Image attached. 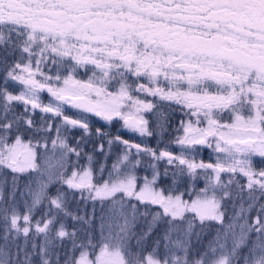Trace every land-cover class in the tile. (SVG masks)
<instances>
[{
	"label": "snow or ice",
	"instance_id": "1",
	"mask_svg": "<svg viewBox=\"0 0 264 264\" xmlns=\"http://www.w3.org/2000/svg\"><path fill=\"white\" fill-rule=\"evenodd\" d=\"M0 48L19 50L21 59L27 56V63L16 62L4 77L5 83L9 78L19 82V94L0 88V169L13 173L10 197L15 198L18 174L41 177L35 187L31 180L25 186L31 203L24 202L23 214L15 205L10 216L8 208L0 207V264H33L34 256L37 264H61L55 242L68 237L73 250H83L63 264H264V168L254 166L256 158L264 161V0H0ZM48 65L54 75L43 70ZM81 69L91 75L78 78ZM45 91L50 96L47 104L41 99ZM141 97L175 104L194 119L182 121L175 131L182 129L183 135L160 149L167 115L157 112L150 129L145 113L158 104ZM14 103L22 104L24 113L16 114ZM37 109L51 116H42L38 127L31 118ZM69 110H75V118L65 114ZM90 114L108 124L122 121L121 129L138 135L141 143L112 137L102 128L95 130V137L106 142L108 151L100 143L92 153L85 152L84 136L69 143L67 133L73 129L92 135ZM154 135L159 137L155 147L143 140ZM114 144L122 150L111 168L101 164L97 170L93 153L103 154L106 161ZM172 144L179 147L178 154L168 150ZM203 147L213 149L215 162L197 159ZM145 156L151 160L145 169H151L150 178L137 175ZM160 161L176 169L167 188L157 186ZM185 175L193 187L181 192L178 184ZM168 176L166 167L163 177ZM198 179L204 187L196 191ZM53 183L66 185L68 191L58 188L50 195ZM77 192L94 205L99 202L102 212L109 206L111 218L98 253L94 237L77 245L76 230L69 232L60 219L92 222L68 210L69 194ZM236 198L241 199L238 210ZM46 200L50 207L34 219ZM227 200L233 201L235 215L225 225ZM138 206L146 210L140 213ZM153 207L157 210L151 211ZM253 211L256 216L249 221ZM149 215L147 231L137 238L133 251L129 241L135 235L134 223ZM187 216L193 219L181 229L178 222ZM195 219L223 226V233L218 231L203 252L191 240ZM160 222L168 225L160 238L165 242L163 254L160 239L151 251L142 246ZM174 232L178 238L172 241ZM11 233H22L24 245L16 244ZM253 233L256 240L249 246ZM41 235L37 245L35 237ZM196 237L199 241L198 233Z\"/></svg>",
	"mask_w": 264,
	"mask_h": 264
},
{
	"label": "trees",
	"instance_id": "2",
	"mask_svg": "<svg viewBox=\"0 0 264 264\" xmlns=\"http://www.w3.org/2000/svg\"><path fill=\"white\" fill-rule=\"evenodd\" d=\"M9 58L10 57H8V56H0V67H1L0 74L4 71V68H6V65L8 63ZM2 67H4V68H2ZM13 108H14L16 114L22 113L21 109L18 108L16 105H13ZM148 121H149V128L152 129L154 121L152 119H149ZM94 127L95 126L90 125L91 133L93 132ZM116 127H117V125L112 124V125H110L108 130L107 129H103V130H106V132H109L113 137V135H115L114 128H116ZM120 135H122V134H120ZM170 138H172V137L164 135L163 136V143H161L159 145V148L160 149L164 148L165 144H168L170 142V140H171ZM158 139H159V137H157L155 135L153 137H150V138L146 137L147 144L150 146H153V147L156 146ZM100 143H105V142L104 141L93 142L92 148L94 149L95 145L100 144ZM113 147L114 146H112L111 149H113ZM115 148L116 147H114V149ZM106 150H108V148H107V144L105 143V151ZM168 150L173 151L174 145L172 144V146ZM84 151L90 153V149L87 147V144H84ZM93 155H94L95 167L97 170L99 169V166L101 164H106L107 169H110L113 161L115 160L114 157L109 155L107 160L105 161L104 155L99 153V152H95V153H93ZM75 159H76L75 156L71 157V160L74 161ZM85 160H86V158L82 157L80 159V164L82 165ZM70 171H71V169H69V173H70ZM96 175H99L98 171L96 172ZM103 175H104V178H107V171H105ZM12 177H13V173L11 172V170L0 169V189L3 190V195H4V202L2 204H0V207L8 208V215L9 216L11 215V207L13 205H15L17 210L21 214H23L24 209H26L24 202L27 201L29 204L31 203V197L29 195H27V189L25 186L31 180L33 182L32 186L35 187V181L38 179H41V177L38 174H34V173L18 174L17 190H16L15 198L13 200L9 195V193L12 190ZM58 188H60L62 191H65V192L68 191L66 185L62 186L59 183H53L52 185H50V187L48 189L49 194L55 195ZM84 195L86 196L87 194L85 193ZM133 203H135V201H133ZM48 207H50V205L48 204V201L46 200V201H44L43 205L35 212L34 219L39 218L41 216V214L43 213V211L45 209H47ZM94 207H95V215L92 216V212H93ZM67 208L69 211L75 213L78 216H84L86 220L89 219V217H91L92 222L87 223V224L79 222V221H73V219L70 216L66 217V218L61 216L60 219L63 220V222L65 223L66 228L69 232H72L74 229L76 230L75 242L77 245H80L81 243L87 244L89 236L94 237L92 242L94 244H97V247L94 250V252L97 253V251L99 249L98 245H99L100 240H101L102 231H103L104 235L107 234L108 223H109V220L111 218V213L109 211L108 204L104 205V209L102 212L101 211V205L99 202H96L94 205L92 201L82 199L80 193L77 192V193L69 194V197L67 199ZM138 208H139L140 213H143L146 210L142 206H138ZM156 210L157 209L155 207H153L151 209V211H156ZM102 216L104 217L103 221L101 219ZM188 219H193V218L191 216H187L185 221L178 222L180 224L181 229H184L187 227V220ZM150 220H151V215H149L147 217L139 216L138 219L135 221L134 227L132 229V231L134 232L135 235L129 241V245L133 251L137 250L136 249L137 238L143 232L147 231L148 222ZM3 227H4L3 221L0 220V236L3 235ZM167 227H168V225L166 222L158 223L155 226L151 235L147 238L146 241L143 242L142 246L147 251H151L153 246H154V241H156L157 239H160L163 236L164 231ZM218 227L219 226L216 224L215 221H206L202 224L198 219H195L194 220V226H193V233L194 234L191 237L193 247L195 249H198L201 252L206 250L209 243L212 241H215L216 236H217V232L219 230ZM196 233L199 234V241H197ZM174 236H177V238H178L177 233L174 232L171 236L172 241H175V239H177ZM11 237H15V243L16 244L24 245L25 237L23 236L22 233L19 236H15L14 233H11L10 238ZM27 239H28L27 250L30 252L31 251V244L33 242V234L30 233V235ZM42 241H43L42 235L35 237V243L37 245H39ZM55 243H56L57 247L54 248V251L58 252L60 254L61 264H63L64 260L68 257H76V255L80 251L79 247L76 248L75 250H73L71 237L64 238L62 241L57 240ZM164 243L165 242L163 241V239H160L159 251L161 254H163V252H164ZM0 244H3L2 240H0ZM13 251H15L14 246H13ZM89 252H90V256L92 258H94L93 250L89 249ZM20 259L21 260L23 259V254H21ZM54 259L55 258L53 257V260ZM37 262H38V257L34 256L33 257V264H37Z\"/></svg>",
	"mask_w": 264,
	"mask_h": 264
},
{
	"label": "rangeland",
	"instance_id": "3",
	"mask_svg": "<svg viewBox=\"0 0 264 264\" xmlns=\"http://www.w3.org/2000/svg\"><path fill=\"white\" fill-rule=\"evenodd\" d=\"M14 59H15V62L13 61L14 63H16L18 61L21 62V63H27V57H24L23 59H21V56H20V57L14 58ZM2 68H4V67H2ZM7 68L8 67L4 68V71L0 74V88H6L8 91L12 92L13 94H19V92L22 90V86L19 84V82L13 81V80H11V78H9L8 81H7V83H5L4 77L6 75V69ZM0 69H1V67H0ZM46 73L49 74V75H54L55 74V71H50V72H46ZM87 75H91V72L89 71L87 74H85V72L83 70H79V72H78V78L87 79ZM41 99H42V101H43L44 104H47L49 102L50 96L45 91V92H42L41 93ZM13 105H16L18 108L21 109V112L24 113V106L22 104H20V103H14ZM70 111L73 112V114L75 115V110H70ZM42 116L44 117L45 120H48V119L51 118L50 114L41 113V111L39 109L35 110V112L31 116L32 119L33 118L35 119L34 122H35V124H36L37 127L41 123ZM89 119H90V123L91 122L96 123L94 125L95 126L94 127L95 130L97 128H102V129H107L108 130L109 129V126L111 124L117 125L116 130H115L116 132H114L115 135H113V137H115L116 135H120L119 134V131H121L122 133H127V134L131 135L129 132L124 131V130L121 129L122 121L114 120L111 124H108L107 122L101 121L99 118H97L95 116H92L91 114L89 115ZM94 129H93L92 135H90V136H85V133L81 129H73V130H71L70 132L67 133V135L70 137L69 143L74 144L75 141H76V138H79V137L84 136L85 139H86V143L85 144H87V147L90 149V153H92L93 152V148H92L93 142H97V141L98 142L99 141L102 142V140H97L96 139V137H95V130ZM104 131H106V130H104ZM180 135H183V134L180 133L178 135L173 136L172 137L173 138L172 140H174V138L176 136H180ZM120 136H122V135H120ZM131 136L130 137L129 136H122V138L128 139V140H136L138 142H141L142 141V138H140L138 135H136L137 139H135V138L133 139V138H131ZM24 138L25 139H28V136L26 135ZM34 139H38V137H34ZM143 140L146 141V143H147L146 137L143 138ZM172 140H170V141H172ZM173 145H174V150L173 151H175L176 154H178L179 151H180L179 147L176 146L175 144H173ZM98 146H99V144L95 145V148L98 147ZM113 146L116 147V148L114 149V147H113V149H111L110 155L112 157H114V159H116L117 155L122 150V146L119 145V144H114ZM106 151H108V150H106ZM38 153H39V149H38ZM141 159H142L143 163L138 168L139 170L137 169V175L140 176V177H143L145 175H148L149 178H150L151 177V169H147V171L145 169L147 167V164L150 163L151 160H150V158H148L146 156L145 157H141ZM197 159H203L204 162H208L210 160H211V162H215L214 156H213V149L212 148H207V147L201 148L200 149V155L197 157ZM37 163H42V161L40 159H38ZM52 163H55V161L53 160ZM86 163H87V161L85 160L82 165H84ZM254 166L257 169L264 168V161H262L260 158H256L254 160ZM166 167L168 168V171H169V176L167 178L163 177V171H164V169ZM158 168H159V170H160V172H161L162 175H161L160 180L158 181V185L157 186L158 187H161V188L170 187L171 186V181H172V175H171V173L174 172V171H176L175 167L174 166H168L166 164V161H160L158 163ZM70 173H71V171H70ZM222 178L225 181H227L228 176L227 175H224ZM236 179L240 180V183L241 184H246V179H242L241 177H237ZM192 187H193V185L190 183L189 178L186 175L184 177L180 178V181H179V184H178L179 191L184 192L186 190L191 189ZM194 187H195V190L196 191H199V189H201V188L204 187V181L202 179H198L195 182ZM230 190L232 191L233 196H235L236 192L238 191L236 189L235 185H233ZM256 195H259V193H256ZM243 197H244V205H245V207H247V205H248V203H250V201L247 200V190L246 189L243 192ZM184 199H189V196L188 195H185L184 196ZM240 203H241V199L240 198H236L235 199V208H236V210L239 209ZM226 206H227V213H226V216H225V219H224V224L225 225L230 222L229 217L235 215V212L233 211V201L232 200H227L226 201ZM25 211H26V209H24V212ZM255 216H256V212L255 211L251 212L250 215H249V221H251V219L254 218ZM239 223H243V221L241 220ZM216 224L219 226L218 227L219 228L218 231L221 232V233H223V226L219 222H216ZM237 232H239V229L238 228H237ZM174 237L177 238V236H174ZM255 240H256V236L253 233L249 237V241H248L249 246H251V243L253 241H255ZM229 243H231V239H229ZM81 250H83V249H80V251ZM80 251L78 252V254L76 255L75 258H78L79 257ZM244 251H247V249H244ZM98 252H99V249H98L97 253Z\"/></svg>",
	"mask_w": 264,
	"mask_h": 264
},
{
	"label": "flooded vegetation",
	"instance_id": "4",
	"mask_svg": "<svg viewBox=\"0 0 264 264\" xmlns=\"http://www.w3.org/2000/svg\"><path fill=\"white\" fill-rule=\"evenodd\" d=\"M0 56H8V57H10L9 60H8L7 65H6V67L9 68L12 64H15L14 63L15 62L14 58L20 57L21 53H20L19 50L6 51L5 49L0 48ZM24 57H27L26 54H25ZM43 70L45 72L55 71V69L52 68L50 65L44 66ZM81 70H83V69H81ZM140 82H144V81H140ZM141 98L142 99H151L154 104H158V107L153 112L145 114V117H146L147 120L152 119L154 121L152 129H154V127H155V120H156L157 112H161L162 111V112H164L167 115L168 127H167V131H166V133L164 135L173 137V136L178 135L180 133L183 134L182 129L179 132L175 131V129L180 128V124H181L182 121H187L189 119H194L193 117H190L189 115L185 114L187 112L186 109H183V108H181V107H179V106H177L175 104L169 105L168 102H159L158 99H153L151 97H141ZM65 114H69V115L75 117L73 112H71L70 110L66 111ZM224 118L227 119V116L225 115ZM33 120H35V119L33 118ZM95 124L96 123H93V122L90 123V125H92V126H94ZM115 130H116V128H114V132H116ZM119 133L122 134V136H129V137L131 136V135L127 134V133H122L121 131H119ZM131 138L137 139L136 135L135 136L132 135ZM170 139L172 140L173 138H170Z\"/></svg>",
	"mask_w": 264,
	"mask_h": 264
},
{
	"label": "water",
	"instance_id": "5",
	"mask_svg": "<svg viewBox=\"0 0 264 264\" xmlns=\"http://www.w3.org/2000/svg\"><path fill=\"white\" fill-rule=\"evenodd\" d=\"M66 115H69V114H66ZM69 116H71V115H69ZM73 118H75L74 116H72ZM117 136V135H116ZM120 136V135H119ZM122 137V136H121ZM131 141H133V142H135V143H141V142H138V141H136V140H131ZM163 149V148H162ZM169 151H172V150H169ZM174 154H176V152L175 151H172ZM209 162V161H208Z\"/></svg>",
	"mask_w": 264,
	"mask_h": 264
}]
</instances>
